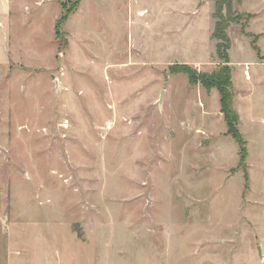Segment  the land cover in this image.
Returning a JSON list of instances; mask_svg holds the SVG:
<instances>
[{
    "label": "rangeland",
    "instance_id": "374dc122",
    "mask_svg": "<svg viewBox=\"0 0 264 264\" xmlns=\"http://www.w3.org/2000/svg\"><path fill=\"white\" fill-rule=\"evenodd\" d=\"M62 1L0 0V264H264V0L223 11L244 165L169 69L220 63L216 0H81L57 40Z\"/></svg>",
    "mask_w": 264,
    "mask_h": 264
},
{
    "label": "trees",
    "instance_id": "16d2710c",
    "mask_svg": "<svg viewBox=\"0 0 264 264\" xmlns=\"http://www.w3.org/2000/svg\"><path fill=\"white\" fill-rule=\"evenodd\" d=\"M233 0H216V18L217 25L215 35L220 39L217 45V53L220 58V63L211 72H205L201 74L196 67L186 63H176L169 67L171 73H184L189 77L191 84L200 83L207 90L216 88L220 95V108L223 114L224 120L227 125V134L231 135L239 144L240 164L244 165L247 156L248 148L247 141L244 135L239 129V114L233 106L234 92L232 82V68L231 61L229 59L228 50L230 48V40L226 33L227 27L233 23H240L238 17L232 19H226L223 14L224 8H228L231 12V4ZM81 0H69L62 1L63 11L58 18L55 25V38L61 39L64 34L61 29L63 23L68 19L71 13L78 9ZM71 4V6H70ZM228 18V17H227Z\"/></svg>",
    "mask_w": 264,
    "mask_h": 264
},
{
    "label": "crops",
    "instance_id": "0c3cea01",
    "mask_svg": "<svg viewBox=\"0 0 264 264\" xmlns=\"http://www.w3.org/2000/svg\"><path fill=\"white\" fill-rule=\"evenodd\" d=\"M8 4H9V6H7V7H9V8H5V10H3V8L2 9H0V14H2L3 16H10L11 15V12H12V2H8ZM4 7V6H3Z\"/></svg>",
    "mask_w": 264,
    "mask_h": 264
}]
</instances>
